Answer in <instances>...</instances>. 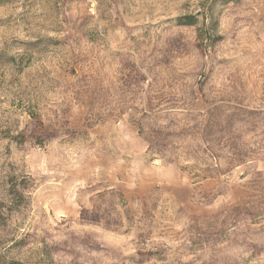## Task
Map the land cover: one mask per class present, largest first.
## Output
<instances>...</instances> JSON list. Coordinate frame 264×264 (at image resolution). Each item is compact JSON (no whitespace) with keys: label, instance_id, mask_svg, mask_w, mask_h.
<instances>
[{"label":"rangeland","instance_id":"rangeland-1","mask_svg":"<svg viewBox=\"0 0 264 264\" xmlns=\"http://www.w3.org/2000/svg\"><path fill=\"white\" fill-rule=\"evenodd\" d=\"M0 264H264V0H0Z\"/></svg>","mask_w":264,"mask_h":264},{"label":"trees","instance_id":"trees-1","mask_svg":"<svg viewBox=\"0 0 264 264\" xmlns=\"http://www.w3.org/2000/svg\"><path fill=\"white\" fill-rule=\"evenodd\" d=\"M225 2L233 1V0H224ZM198 23V17L196 15H183L177 19V25H188L195 26ZM212 30V26H210ZM219 39L218 37L215 38ZM213 41V39H212Z\"/></svg>","mask_w":264,"mask_h":264}]
</instances>
